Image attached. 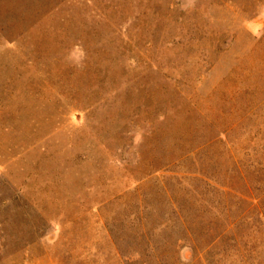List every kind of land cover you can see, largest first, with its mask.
Masks as SVG:
<instances>
[{
	"label": "rangeland",
	"instance_id": "rangeland-1",
	"mask_svg": "<svg viewBox=\"0 0 264 264\" xmlns=\"http://www.w3.org/2000/svg\"><path fill=\"white\" fill-rule=\"evenodd\" d=\"M0 264H264V0H0Z\"/></svg>",
	"mask_w": 264,
	"mask_h": 264
}]
</instances>
